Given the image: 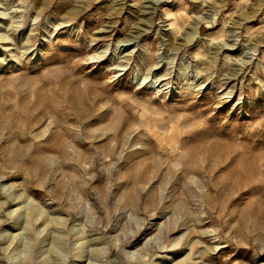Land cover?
I'll return each instance as SVG.
<instances>
[{
    "label": "rangeland",
    "instance_id": "374dc122",
    "mask_svg": "<svg viewBox=\"0 0 264 264\" xmlns=\"http://www.w3.org/2000/svg\"><path fill=\"white\" fill-rule=\"evenodd\" d=\"M0 264H264V0H0Z\"/></svg>",
    "mask_w": 264,
    "mask_h": 264
},
{
    "label": "bare ground",
    "instance_id": "6f19581e",
    "mask_svg": "<svg viewBox=\"0 0 264 264\" xmlns=\"http://www.w3.org/2000/svg\"><path fill=\"white\" fill-rule=\"evenodd\" d=\"M49 261V260H48Z\"/></svg>",
    "mask_w": 264,
    "mask_h": 264
}]
</instances>
